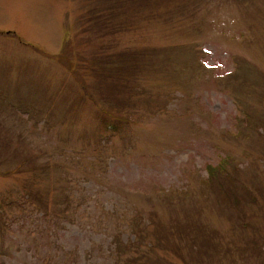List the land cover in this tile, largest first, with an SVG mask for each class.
<instances>
[{
  "label": "rangeland",
  "instance_id": "1",
  "mask_svg": "<svg viewBox=\"0 0 264 264\" xmlns=\"http://www.w3.org/2000/svg\"><path fill=\"white\" fill-rule=\"evenodd\" d=\"M183 217L219 255L154 240ZM133 259L264 264V0H0V264Z\"/></svg>",
  "mask_w": 264,
  "mask_h": 264
},
{
  "label": "trees",
  "instance_id": "2",
  "mask_svg": "<svg viewBox=\"0 0 264 264\" xmlns=\"http://www.w3.org/2000/svg\"><path fill=\"white\" fill-rule=\"evenodd\" d=\"M112 8L113 10L118 11L117 8L115 9L113 6ZM112 8L110 7L106 9V12L109 14V12L112 11ZM103 61L106 62L101 64V62L99 61V63L96 64L97 71H101L103 69L109 70L113 68V70H116V68L111 64L113 61L109 62L106 59H104ZM107 66L112 67L108 68ZM101 73H103V71ZM207 170L208 176L207 180L204 183L205 188L203 189V192L204 196L207 197L208 202L210 200L212 201L211 197L213 196L215 198L213 202L215 201L218 207L221 209L223 207L228 208L229 205L234 206L243 204L242 199L236 196L239 182V170L235 159L226 156L221 159L217 165L213 167L208 166ZM259 195V193H252L249 199V203H256L257 196ZM169 224L171 225L170 228H167L162 224L155 226L154 230L152 229L153 238L154 240H156V242L159 243V245L166 240H169L172 243H176L178 245V249H175L176 253L178 256H180L183 262L190 263L186 256L192 257L195 252H199L204 256H212L211 254L219 255V252L221 251V242L213 238V236L215 235H213L212 231L206 228V226L202 224H196L194 223V221H192V219L184 217L182 218V220L170 219ZM243 225H245V222L243 223ZM135 226L137 227L138 225L136 224ZM139 237L140 234L136 233L132 242L135 243L136 239ZM168 237H170L171 239H169ZM256 243L257 242L255 241V244ZM152 245L153 242H149L147 247ZM134 260L135 259H133L132 261L127 260V263L133 264Z\"/></svg>",
  "mask_w": 264,
  "mask_h": 264
}]
</instances>
